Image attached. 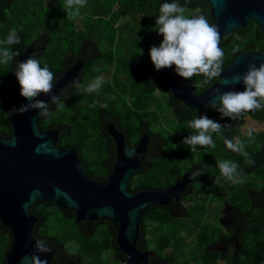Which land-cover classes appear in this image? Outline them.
Returning <instances> with one entry per match:
<instances>
[{"label":"trees","instance_id":"1","mask_svg":"<svg viewBox=\"0 0 264 264\" xmlns=\"http://www.w3.org/2000/svg\"><path fill=\"white\" fill-rule=\"evenodd\" d=\"M91 1L90 11L82 19V8L80 15L73 17L65 0H0V40L6 39L13 28L21 38L20 45L0 46L21 52L40 41H54V47L47 45L34 56L41 67L48 66L55 79L62 73L60 65L52 61L57 54H71L83 63L79 82L84 86L103 73L104 64L113 66L99 93L88 94L71 84L63 91L64 107L58 109L49 103V115L40 117L37 126L42 131L67 126L59 129L56 146L75 148L81 168L95 182L106 179L115 162L114 144L106 133V123H112L123 134L128 147L147 135L144 162L128 181L131 192L166 190L189 168L190 161L201 162L203 172L194 194L201 193L200 198L187 205L181 200L180 215H176L172 202L168 206L154 205L142 216L136 246L142 252L153 253L147 264H264V128L249 126L252 119H264V109L233 121L222 119L211 106L203 114H195L165 92L156 97L154 91L162 89L151 78L154 65L149 53L151 47H158L163 40L155 26L160 5L172 0ZM178 2L186 6L189 17L202 14L211 23L205 2ZM220 47L225 68L238 54H264V34L249 21L244 29L223 38ZM11 62L0 63V87L10 82L11 75L4 70ZM171 68L175 72V66ZM176 76L195 94L218 80L205 84L203 76L192 80ZM91 104L95 107H89ZM103 104L107 107H101ZM171 107L173 113L169 115ZM198 115L231 125L211 134L214 147L183 145L186 136L195 134L188 121ZM250 128L251 139L247 135ZM8 134L11 135V126ZM225 138L234 142L238 139L248 155L229 150ZM224 160L238 165L242 183H232L221 174L217 163ZM213 171H219V177ZM209 180L219 188V213L212 218L207 215L214 202L205 196L209 192L205 182ZM39 205L43 207L41 212L36 210ZM30 213L37 219L32 237L55 250L51 264H124L126 256L117 247L112 223H77L73 211L60 210L53 202H38ZM10 241L9 231L0 224V264L4 263L3 255ZM73 245H77L75 252Z\"/></svg>","mask_w":264,"mask_h":264},{"label":"water","instance_id":"2","mask_svg":"<svg viewBox=\"0 0 264 264\" xmlns=\"http://www.w3.org/2000/svg\"><path fill=\"white\" fill-rule=\"evenodd\" d=\"M209 6L211 23L221 35L226 36L244 29L253 21L264 34V0H199ZM17 61L33 56L35 50L28 47L20 52ZM264 62V54L244 53L233 57L223 68L221 81L195 94L185 87L170 68L157 71L154 66L151 78L170 92L174 99L181 101L191 111L202 114L214 99L215 89L220 92L243 91V82L230 83L227 78L242 75L250 63L257 67ZM83 63L77 61L71 68L54 81L53 94L58 95L79 78ZM10 107L11 135L0 136V224L11 237L10 246L4 256V264H21L24 256L39 255L41 260L51 264L55 253L38 252L32 229L36 217L30 208L38 202H53L57 208L73 211L75 222L108 221L116 230L115 242L126 256L124 264H147L152 252L137 249L139 225L142 216L154 206H168L178 201L191 178L185 174L166 190L131 192L129 179L140 169L147 154L149 138L143 135L133 147L125 144L124 136L112 123L105 125L107 135L114 144L115 162L109 176L101 182L91 180L80 166L75 148L61 149L56 146L59 129L42 131L37 126L39 109L20 113L21 105L31 102L20 95V85L13 74L8 92ZM35 99L50 102V97L41 94ZM249 113V112H247ZM247 113H243L247 114ZM241 115V116H242ZM15 141V147L11 146ZM126 148H134L138 158L129 159L124 155Z\"/></svg>","mask_w":264,"mask_h":264},{"label":"clouds","instance_id":"3","mask_svg":"<svg viewBox=\"0 0 264 264\" xmlns=\"http://www.w3.org/2000/svg\"><path fill=\"white\" fill-rule=\"evenodd\" d=\"M189 0H185V5ZM87 3V0H65L67 9H71L72 16L78 17L80 9ZM187 8L182 6L178 0H172L171 3L164 2L160 5L159 15L156 17L155 26L163 40L159 47L153 46L150 49V58L154 68L161 69L175 66V72L185 80H192L193 77L203 76V83L208 84L213 79L221 81V74L224 71V51L220 47L221 35L218 27L209 22L206 16L186 15ZM21 38L13 28L7 34L6 39L0 40V45H20ZM234 51H239L235 49ZM21 55L19 50L12 51L8 47L0 46V63L8 64L16 60ZM15 76L20 85V95L31 102L27 105H21L18 111L26 112L29 109H39V117L49 115V102L35 99L41 94L50 97L51 104L58 109L64 107L63 101L59 95L53 94L55 75L49 70L48 66L41 67L40 61L35 56H29L23 61H16ZM230 83L243 82L245 88L243 91L220 92L215 89L218 99L210 102L212 108L219 112L221 118L229 120L238 119L243 113L253 112L264 109V62L259 64L250 63L248 69L242 75H233L227 78ZM104 78L95 77L87 86L82 85L77 78H74L72 84L76 89L91 93H99ZM95 107V104L89 105ZM107 107V104L101 105ZM188 126L195 130V134L186 136L183 143L191 147L197 145L215 146L212 140V133H220L222 129H228L231 125H222L221 123L210 119L207 115L194 116L188 121ZM248 137L252 138V129L248 130ZM224 144L232 152L241 153L245 157L248 155L244 144L238 139L234 142L232 139L225 138ZM15 147V141L12 145ZM124 155L129 158H138L139 153L134 148H126ZM221 174L236 183H242L243 178L237 172L238 165L228 160L217 163ZM200 175L199 172L192 173V179ZM35 247L38 252H48L50 249L43 240H36ZM21 264H47L41 260L39 255L24 256Z\"/></svg>","mask_w":264,"mask_h":264},{"label":"flooded vegetation","instance_id":"4","mask_svg":"<svg viewBox=\"0 0 264 264\" xmlns=\"http://www.w3.org/2000/svg\"><path fill=\"white\" fill-rule=\"evenodd\" d=\"M40 39H42V37L40 38ZM52 46V47H54L53 45V41H50L49 43H44L43 41H40V43L38 44V43H36V44H34V45H32V47H33V49L35 50V53H37V52H39L40 50H43L44 49V47H46V46ZM28 47H30V46H28ZM27 47V48H28ZM27 48H25L24 50H26ZM24 50H21V52L22 51H24ZM34 53V54H35ZM76 58H75V56H73V55H71V54H67L66 55V57H64V56H61V55H59V54H57V55H55V56H53L52 57V61L54 62V63H56V65H60V68H61V70H62V73L59 75V77L60 76H62L63 74H64V72L65 71H67L69 68H71L76 62H77V60H75ZM16 61H17V59L16 60H13L12 62H11V66H5V70H4V72H5V74H7V72L8 73H10V75H11V78H10V82H9V84L8 83H5L3 86H1L0 87V133H2V135H0L1 137H9L10 135L8 134L9 133V131H10V114H11V112H10V107H9V98H8V92H9V87H10V85H11V79H12V74H14V72L13 71H15V65H16ZM79 61V60H78ZM82 71V70H81ZM12 73V74H11ZM80 76H81V72H80V75H79V78H80ZM78 78V80H80ZM72 83H70L67 87H66V89L71 85ZM182 84V83H181ZM185 86V85H184ZM186 87V86H185ZM188 88V87H187ZM66 89H64V90H66ZM160 89H162L161 87H160ZM63 90V91H64ZM190 90V89H189ZM63 91H61L58 95L61 97V101H62V99H63V96H64V92ZM164 92L165 93H167V96H172L171 94H170V92L169 91H167V90H165V89H162V92H160V91H158V90H155L154 91V93H153V95H156V97H161V95H163L164 94ZM198 95V94H197ZM129 100V99H128ZM177 100V99H176ZM183 104V103H182ZM50 105L52 106L53 104H51L50 103ZM54 106H56V105H54ZM183 106H185L184 104H183ZM57 107V106H56ZM186 107V106H185ZM187 108V107H186ZM188 109V108H187ZM188 110H190V109H188ZM205 111H206V109H205ZM191 112H193V111H191ZM173 113V110H172V107H171V109L170 110H168V114L169 115H171ZM195 113V112H194ZM195 114H198V113H195ZM203 114V113H202ZM249 113H247V114H245V115H243V116H246V117H249V115H248ZM253 120V121H252ZM251 120V122H255V123H262V122H264V119H261V120H259V121H257V120H254V119H252ZM107 124V123H106ZM105 124V125H106ZM51 129H56V128H51ZM51 129H48V130H51ZM48 130H46V131H48ZM105 130H106V128H105ZM7 133V134H6ZM107 133V132H106ZM183 145H185L184 143H183ZM192 150H194V149H192ZM190 165H189V168L187 169V170H185V171H183L182 172V174L179 176V178H177L176 179V181H178V180H180L181 178H182V176L183 175H185V174H187V175H189L190 176V178L192 177V173L193 172H199L200 173V175H201V173L203 172V166L202 165H200L201 164V162H199V163H197V161L196 162H191L190 161V163H189ZM251 164H253V165H255V163H251ZM252 167L253 166H250L249 167V171H252ZM218 170V169H217ZM214 173L216 172V174H217V176L219 177V171H213ZM200 175L198 176V177H196L195 179H192L191 178V180H190V182L188 183V185H187V187H186V189H185V191L180 195V197H179V200L176 202V201H172L175 205H176V207H175V211H176V215H179L180 214V211H179V207H178V204L180 203V201L181 200H183V201H181L182 203L183 202H188V204H190V203H192V201L193 200H196L195 198H200L201 196H202V194L200 193V194H198V195H195L194 196V194H196V188H197V185H198V183H199V178H200ZM207 175H209L208 173L206 174V175H204V177L206 176L207 177ZM213 175V174H212ZM211 175V176H212ZM215 177V176H214ZM217 177V178H218ZM175 181V182H176ZM218 181V180H217ZM175 182L172 184V186L175 184ZM210 182V183H209ZM214 183H215V181H214ZM232 183H235V182H233L232 181ZM205 184L206 185H209V192H208V194L207 195H205L209 200H213V204H212V209H210V211L211 210H214L215 211V214L213 213L212 215H211V218L212 217H214L215 215H217L219 212H218V210H219V204H218V201H219V188H217V185L216 184H213V183H211V181L209 180L208 181V183L207 182H205ZM171 186V187H172ZM170 187V188H171ZM213 187H215L216 188V191H212L211 190V188H213ZM169 189V188H168ZM171 202V203H172ZM215 204V206H213ZM224 223V222H223ZM4 264V263H3Z\"/></svg>","mask_w":264,"mask_h":264},{"label":"rangeland","instance_id":"5","mask_svg":"<svg viewBox=\"0 0 264 264\" xmlns=\"http://www.w3.org/2000/svg\"><path fill=\"white\" fill-rule=\"evenodd\" d=\"M91 0H89V1H87V3H86V5L81 9V11H82V19H83V17L90 11L89 10V7L92 5V1L90 2ZM188 14H189V12H186V15L188 16ZM151 40L153 39V38H150ZM53 44H55V42L53 41ZM159 47V46H158ZM112 69H113V66H110V65H107V64H104L103 65V73L100 75V76H102L103 78H105V77H108L109 78V76H110V74H111V72H112ZM152 108V107H151ZM249 126H251L252 128H256L257 130H259V129H263L264 128V123H255V122H251L250 124H249ZM251 129V128H250ZM188 204V202H183V205H187ZM213 206H215V204L213 205ZM36 210L38 211V212H41V211H43V207L42 206H38V207H36ZM225 211H226V209H225ZM224 212V208H223V210L221 211V213H223ZM215 214V211L214 210H211L210 212H209V214L207 215L209 218H210V216L212 215V214ZM180 215V214H179ZM226 221V220H225ZM227 222V221H226ZM225 223V222H224ZM76 247H77V245H73V247H72V251L73 252H75V250H76ZM227 264H229V263H227Z\"/></svg>","mask_w":264,"mask_h":264}]
</instances>
